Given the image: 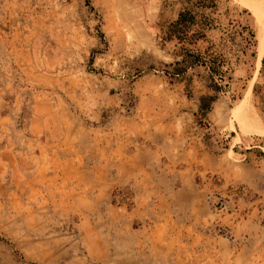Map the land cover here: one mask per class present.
Returning a JSON list of instances; mask_svg holds the SVG:
<instances>
[{
    "label": "rangeland",
    "instance_id": "374dc122",
    "mask_svg": "<svg viewBox=\"0 0 264 264\" xmlns=\"http://www.w3.org/2000/svg\"><path fill=\"white\" fill-rule=\"evenodd\" d=\"M260 1L0 0V264H264Z\"/></svg>",
    "mask_w": 264,
    "mask_h": 264
},
{
    "label": "trees",
    "instance_id": "16d2710c",
    "mask_svg": "<svg viewBox=\"0 0 264 264\" xmlns=\"http://www.w3.org/2000/svg\"><path fill=\"white\" fill-rule=\"evenodd\" d=\"M183 3H192L193 7L200 9H211L217 5L219 0H179ZM210 20L207 15L200 14L197 19V13L185 10L178 14V17L174 23L169 26L168 31L165 33L164 41L170 42L175 40L178 44H192L194 41L202 38L204 36V31L209 27ZM195 26L192 30L191 28ZM183 56L181 62L175 64H185L186 66H192L199 62L198 55L192 54L190 50L182 49ZM186 69V67H185ZM185 69H180L176 71V75H180ZM214 91H218V88L213 87ZM211 103L214 98H208ZM203 103V99L200 100ZM203 109V105L200 106Z\"/></svg>",
    "mask_w": 264,
    "mask_h": 264
},
{
    "label": "crops",
    "instance_id": "0c3cea01",
    "mask_svg": "<svg viewBox=\"0 0 264 264\" xmlns=\"http://www.w3.org/2000/svg\"><path fill=\"white\" fill-rule=\"evenodd\" d=\"M35 133L38 134V131L36 130ZM2 154H5L6 156L9 157L10 152H9L8 148H4L2 150ZM65 159L66 160H63L62 161V164L64 163V165H66L68 168H76L78 166V164L74 163V161L69 160L67 157ZM2 163L3 164H6V166H8V167L10 166V162L9 161L8 162L2 161ZM0 166H1V164H0ZM134 166H137V165L134 164ZM99 167H100V170H99V173H98L99 175L95 178V183H96V185H99L100 187L105 188L106 183H108L105 180L106 174L108 173L106 171V168H108V164L101 162ZM134 174L135 173L130 170L129 176H128V181H131L132 180V176H134ZM114 183H118V182L114 181Z\"/></svg>",
    "mask_w": 264,
    "mask_h": 264
},
{
    "label": "bare ground",
    "instance_id": "6f19581e",
    "mask_svg": "<svg viewBox=\"0 0 264 264\" xmlns=\"http://www.w3.org/2000/svg\"><path fill=\"white\" fill-rule=\"evenodd\" d=\"M261 2L262 1H260L258 18H257V21H256V39L260 43V51H259L260 52V56H262L263 53H264V6L262 5ZM242 108H243V106H242Z\"/></svg>",
    "mask_w": 264,
    "mask_h": 264
}]
</instances>
